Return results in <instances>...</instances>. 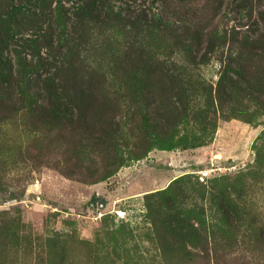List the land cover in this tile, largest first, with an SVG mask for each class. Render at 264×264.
<instances>
[{
	"label": "rangeland",
	"instance_id": "1",
	"mask_svg": "<svg viewBox=\"0 0 264 264\" xmlns=\"http://www.w3.org/2000/svg\"><path fill=\"white\" fill-rule=\"evenodd\" d=\"M4 25L57 62L38 85L0 45V264H264V0H0Z\"/></svg>",
	"mask_w": 264,
	"mask_h": 264
},
{
	"label": "trees",
	"instance_id": "2",
	"mask_svg": "<svg viewBox=\"0 0 264 264\" xmlns=\"http://www.w3.org/2000/svg\"><path fill=\"white\" fill-rule=\"evenodd\" d=\"M12 15H14V13H12ZM60 16L61 15H59L58 18H57L58 21L61 19ZM36 19H38V16H36ZM3 28H7L9 31H11V33L8 32L7 34H5L4 32L7 29L6 30L0 29V45L5 42V39L7 37H9V38H11V40L13 42H16V44L19 46V48H22V49H19L21 53L24 52V54H26L25 52L28 51V47H29L30 50H31L30 53L33 56V58L29 60L27 58V56L24 55L22 57L21 64L22 65H25V66H28L29 68H36V71L37 72L35 74H36V77H37L36 80H37L38 85H40L43 81H45L43 79V75L44 74L45 75H48V77L50 78V76L52 75V73L50 71L52 69V65H54L53 63H55L57 61H56L55 58L54 59H51V58L45 59L41 55L40 50H39V48H40L39 47V43H40L39 40L38 39H34V40H30V43H25V42H22V40L20 39L19 40V43H18L17 42V39L15 38V36L12 33V30L10 28H8L7 25H4ZM63 34L64 33L63 32L61 33V31H59V32L56 33V35H58V36H61ZM41 37L45 38L46 37V34L45 35H41ZM263 37H264V35L263 34H260L259 38H263ZM257 38H258V36L257 37H251L250 40H249L248 38H245L244 37L243 39H235L234 43H236L238 45L237 48H242L245 51H249L251 53H256V50H257L256 48L257 47L255 45H256L257 42H255V41L258 40ZM51 45H53V44H51ZM188 47L189 48H192L193 47V44L192 43L191 44L189 43L188 44ZM27 54H28V52H27ZM19 55H20V53H19ZM3 60L4 59H3V56H2L1 50H0V64L4 62ZM235 65H238L239 69L234 70L236 68H234V69L232 68L233 69L232 71L233 72L234 71L237 72L238 73L237 75H242V70H243V68H241L242 66L240 64H237V63ZM12 66H14V65H12ZM40 69H41L42 73L39 72ZM12 79H13V82L14 83H10L9 85L7 84V87L8 88H12V87H17L18 88V85L20 84V81H21V77L18 74V69L17 68H15V74L12 77ZM262 138H264V134H263V136H261L259 138V140H262ZM99 202H103L104 203V200L93 199L88 205H90L92 203L97 205V204H99ZM168 202H170L169 199H167V202L166 203H168ZM154 205L155 204L151 205V207L154 206ZM160 205L162 206V204H156V206L158 208V211H159Z\"/></svg>",
	"mask_w": 264,
	"mask_h": 264
},
{
	"label": "built area",
	"instance_id": "3",
	"mask_svg": "<svg viewBox=\"0 0 264 264\" xmlns=\"http://www.w3.org/2000/svg\"><path fill=\"white\" fill-rule=\"evenodd\" d=\"M210 172H211L210 169L200 171V177L201 178L208 177L210 175ZM104 205H105V203H103V202H99V204H97V205L92 203V204L87 206L86 211L93 213V215H94V216H92L93 218L100 219L101 217L107 215L106 212L103 210Z\"/></svg>",
	"mask_w": 264,
	"mask_h": 264
}]
</instances>
